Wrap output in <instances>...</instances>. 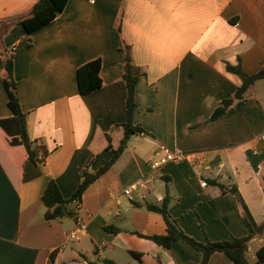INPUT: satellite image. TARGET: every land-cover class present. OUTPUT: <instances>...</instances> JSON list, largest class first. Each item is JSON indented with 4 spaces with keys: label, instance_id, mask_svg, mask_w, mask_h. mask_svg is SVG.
I'll list each match as a JSON object with an SVG mask.
<instances>
[{
    "label": "crops",
    "instance_id": "crops-1",
    "mask_svg": "<svg viewBox=\"0 0 264 264\" xmlns=\"http://www.w3.org/2000/svg\"><path fill=\"white\" fill-rule=\"evenodd\" d=\"M36 1L0 0V118L11 116L4 78L12 57L29 137L47 151L43 161L25 159L0 139V264L198 263L202 253L190 243L149 238L167 232L163 215L147 207L167 194L170 216L200 242L246 235L245 218L264 221V98L256 88L264 78L238 102L242 80L227 69L264 66V0H68L28 33L19 21ZM128 54L138 74L132 120L148 134L129 137L70 204L73 216L47 220V183L70 197L81 170H97L121 142ZM95 58L102 85L80 94L77 68ZM160 145L183 156L153 167L152 155L168 157ZM133 183L141 185L130 198L124 189ZM79 223L85 228L70 239ZM263 244L264 231L249 241L250 264H264L256 254ZM208 264L234 263L214 252Z\"/></svg>",
    "mask_w": 264,
    "mask_h": 264
},
{
    "label": "trees",
    "instance_id": "trees-1",
    "mask_svg": "<svg viewBox=\"0 0 264 264\" xmlns=\"http://www.w3.org/2000/svg\"><path fill=\"white\" fill-rule=\"evenodd\" d=\"M67 1L68 0H37L28 16L21 19L19 22L23 25L25 30L30 33L53 20L63 10ZM5 68L7 75L4 78V87L7 93V106L11 111V116L0 118V139L4 141L14 154H18L19 151H22L25 159L29 158L38 162L40 161L37 158L39 149L43 150L45 157L47 156V151L42 145H35V142L29 137L26 112L21 108L16 90V82L13 79L12 57L5 60ZM100 68V58L90 60L77 68V85L80 94L90 93L102 85V80L99 75ZM227 69L241 77L242 83L235 93V98L238 99V102H241L244 99L245 92L251 84L264 78V66L252 74L244 72L241 69L240 64L231 65L227 63ZM124 79L127 87V116L126 120L119 124L123 128L124 133L120 144L117 148L113 149L112 157L97 170L91 171L88 167L81 170L79 173L78 186L70 197H63L57 182L50 180L41 196V200L46 206L45 219L53 220L65 216H73L74 209L71 208L70 204L76 200L80 201L85 189L119 158L127 146L129 137L136 133L148 134L145 129L138 124H134L132 120L133 109L135 107L134 92L138 80V74L135 72L134 67L131 64L129 54L126 56ZM232 102L233 98L223 100L222 104L213 111L211 120L222 116ZM109 148H111L110 144ZM207 182L213 185H219L223 189V185L216 179H208ZM231 191L234 192L236 189L233 187ZM169 201L170 196L167 194L160 205H147L149 209L158 211L163 215L167 230L165 234L153 235L149 236V238L164 247H169L175 240H182L190 243L196 249L201 251L202 258L200 262L186 264H208L209 258L214 252L225 253L234 264H250L246 256L248 243L254 236L263 233L264 221L259 225H252L248 219L245 218V225L248 229L246 235L232 237L226 240L206 239L205 241L200 242L184 233L177 225L176 221L170 216L168 212ZM132 254L140 260V253L132 251ZM256 254L258 262H263L264 244L257 249ZM108 261L113 264L112 261Z\"/></svg>",
    "mask_w": 264,
    "mask_h": 264
},
{
    "label": "built area",
    "instance_id": "built-area-1",
    "mask_svg": "<svg viewBox=\"0 0 264 264\" xmlns=\"http://www.w3.org/2000/svg\"><path fill=\"white\" fill-rule=\"evenodd\" d=\"M93 1V0H91ZM14 50V48H12L10 50V52L12 53ZM160 149L163 150L164 152H166L167 154V158H161V159H158L156 154L152 155L151 156V161H152V166L153 167H158L160 166L162 163L166 162L167 160H175V159H179L181 158L183 155L181 153H177V154H172L169 152V150L164 146V145H160ZM37 158L40 160V161H43L45 159V153L43 152L42 149H39V152H38V155H37ZM138 185H141V183H133L131 185H129L128 187H126L124 189V193L126 195H128L130 198L133 197L132 195V192L133 190L138 186ZM85 228V224L83 223H79L77 228L72 230L69 234V238L70 239H75L77 238L78 236V233L80 232V230L84 229Z\"/></svg>",
    "mask_w": 264,
    "mask_h": 264
},
{
    "label": "rangeland",
    "instance_id": "rangeland-1",
    "mask_svg": "<svg viewBox=\"0 0 264 264\" xmlns=\"http://www.w3.org/2000/svg\"><path fill=\"white\" fill-rule=\"evenodd\" d=\"M256 88L259 95L264 98V80L259 81L256 84Z\"/></svg>",
    "mask_w": 264,
    "mask_h": 264
}]
</instances>
